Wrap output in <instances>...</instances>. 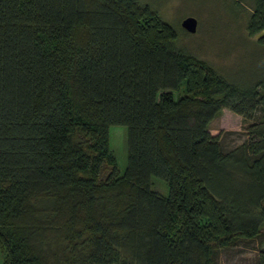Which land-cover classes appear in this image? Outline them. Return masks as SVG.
<instances>
[{"label": "trees", "instance_id": "obj_1", "mask_svg": "<svg viewBox=\"0 0 264 264\" xmlns=\"http://www.w3.org/2000/svg\"><path fill=\"white\" fill-rule=\"evenodd\" d=\"M245 28L264 44V0ZM174 37L136 0H0V264H213L258 235L264 75L235 83ZM221 109L247 123L226 150Z\"/></svg>", "mask_w": 264, "mask_h": 264}, {"label": "rangeland", "instance_id": "obj_2", "mask_svg": "<svg viewBox=\"0 0 264 264\" xmlns=\"http://www.w3.org/2000/svg\"><path fill=\"white\" fill-rule=\"evenodd\" d=\"M136 1L173 29L175 49L205 61L223 77L235 83H249L264 75V44L257 43L258 34L249 36L245 28L252 0ZM188 16L196 23L192 33L180 26V21ZM246 124L238 115L221 109L210 120L208 132L217 134L221 149L226 150L240 142ZM107 147L114 157L117 175H121L126 164L124 126L108 127ZM149 180L151 189L155 187L158 193L166 194V185L160 178L151 176ZM263 245L264 224L256 237H241L233 245L219 249L213 264H254L255 254Z\"/></svg>", "mask_w": 264, "mask_h": 264}, {"label": "water", "instance_id": "obj_3", "mask_svg": "<svg viewBox=\"0 0 264 264\" xmlns=\"http://www.w3.org/2000/svg\"><path fill=\"white\" fill-rule=\"evenodd\" d=\"M195 19L192 17H184L181 21H180V26L187 32H194L195 30Z\"/></svg>", "mask_w": 264, "mask_h": 264}]
</instances>
